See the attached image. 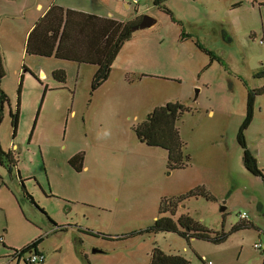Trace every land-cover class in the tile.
<instances>
[{
  "label": "rangeland",
  "instance_id": "374dc122",
  "mask_svg": "<svg viewBox=\"0 0 264 264\" xmlns=\"http://www.w3.org/2000/svg\"><path fill=\"white\" fill-rule=\"evenodd\" d=\"M39 2L48 0H0V42L8 49L0 46L7 71L1 88L11 101L0 141L18 162L12 179L25 184L36 202L26 206L34 216L25 207L22 212L14 197L1 204L0 242L6 231L26 242L33 229L27 218L50 225L49 217L51 231L41 247L45 264H150L155 247L190 264H264V249L255 248L264 247V77H258L264 71V0H169L164 6L175 21L151 4L145 15L156 25L135 31L138 51L126 50L93 94L95 67L9 52L23 45L31 22L30 10L25 20L18 11L32 6L34 18ZM22 61L38 73L44 67L48 79L40 82L22 69V83L14 71ZM54 68L66 72L65 84L49 74ZM250 93L254 117L246 143L262 177L245 168L237 143ZM19 96L15 134L11 113ZM168 103L185 107L177 123L190 159L184 169H170L168 152L143 144L135 132ZM196 189L210 199L187 198L172 219L186 215L211 238L227 234L224 243L145 233L165 215L163 200ZM244 213L246 221L240 219ZM241 222L248 227L234 232ZM4 247L0 243V264L12 253ZM19 264H26L23 258Z\"/></svg>",
  "mask_w": 264,
  "mask_h": 264
},
{
  "label": "trees",
  "instance_id": "16d2710c",
  "mask_svg": "<svg viewBox=\"0 0 264 264\" xmlns=\"http://www.w3.org/2000/svg\"><path fill=\"white\" fill-rule=\"evenodd\" d=\"M168 1L154 0V5L163 7L164 12L170 16L172 21H175L172 16L173 13L164 6ZM141 20L142 17L133 22L118 23L114 20H101V18L86 15L83 12L54 7L33 28L26 42V52L30 56H38L40 58L54 56L57 60L69 61V63L96 66L97 71L93 75L91 83V94H93L108 81L114 61L117 60L123 45L132 39L134 34L132 30ZM199 48L203 50V48ZM203 51L215 59L211 53L206 50ZM6 72L5 63L0 54V127L4 118L5 106L9 107L11 103L10 98L1 88ZM33 76L38 80L35 75ZM52 77L60 84L66 83V72L64 71H56L52 73ZM258 77H264V71L258 74ZM20 103L19 96L16 114L11 113L15 134H17L18 129ZM254 104V98L250 93L247 99L245 121L239 129L237 143L244 151L243 162L245 168L251 175L262 177V171L258 168L255 158L247 147L245 135L246 130L253 122ZM184 110L185 107L179 103H168L164 107H157L148 115L145 122H141L135 128L137 139L140 142L149 147H158L168 152V167L173 170L186 168L190 160L189 157L184 155V143L177 128V123ZM3 149L0 141V162L7 159L10 163L8 168L11 165L15 166L13 154L11 152L5 153ZM76 169L79 170L78 168ZM201 195L210 199L202 189H196L181 197L163 200L161 203V214L165 215L155 220L153 226L146 230L145 233H171L183 236L187 240L195 238L217 245L224 243L228 238L227 234H216L215 237L211 238L207 234V230L186 215L180 216L176 221L172 219L176 215L180 203L187 198ZM30 198L33 204L36 205L33 198L31 196ZM245 227L248 226L245 222H241L233 231L237 232ZM43 240L44 238L41 237L30 243L20 253L26 254L28 251L35 249ZM14 252L17 253L15 250ZM189 262L181 255L166 254L155 247L151 254L150 264H190Z\"/></svg>",
  "mask_w": 264,
  "mask_h": 264
},
{
  "label": "crops",
  "instance_id": "0c3cea01",
  "mask_svg": "<svg viewBox=\"0 0 264 264\" xmlns=\"http://www.w3.org/2000/svg\"><path fill=\"white\" fill-rule=\"evenodd\" d=\"M206 1L207 0H181V2H184L187 5H189V4L204 5V3ZM151 4H154V0H137L136 5L132 2V0H48L47 5L41 4L39 2V3H37V10L38 11L36 12L34 18H32V11H33L32 6H30V8L26 7L25 12L24 11L20 12L21 10L18 11V13L16 15L17 18L20 17V13H21L22 15H24V20H25L27 18V11L30 10L29 11V17H30L31 22H30V25L27 26V29L24 30L23 45L21 46V44L19 43V44H17V46H15L13 48H9V49H11L9 52L14 53V54L21 53L22 54L21 59H27V57L30 55H28L26 52V42L28 41V38H29L33 28L36 26L37 22L40 21L47 14V12L50 11L54 7L55 8L56 7L63 8L65 10L70 9L71 11L83 12V13H86V15H91V16L101 18V20H114L118 23H125L128 21L133 22V21L143 17L145 15V11L149 12L151 10V8H152ZM260 4H264V2H261ZM156 23H157V21H156ZM156 23H155V25H156ZM138 39H140V37L135 36V34H133L132 39H130L125 45H123V47H122V49H121V51L117 57V60H115L113 63V66H114V64H116L118 62V60H120L122 54L126 50L134 52V53L138 51V46H136L138 44L137 43ZM1 45L6 52L8 49L6 48L3 41L0 42V46ZM200 47H201V45H200ZM203 50L208 51L207 49H204V48H203ZM0 54L2 55V58H3L4 63L6 65V61H5L6 56L4 54V51L2 50V53L0 52ZM38 58H40V57H38ZM49 58H54V56L49 57ZM55 60H57V59H55ZM58 61H63V60H58ZM67 62H69V61H67ZM23 63L24 62L22 61L21 67L14 69L15 73L18 76H20V74H22L21 73L22 69H24V73L28 72L32 76L35 75L40 82L48 79L47 71L45 70L44 67H41L39 69V73H38V72H35L31 67H29L28 69H25V66H23ZM75 64H77V63H75ZM79 65H82V64H79ZM84 66H89V65H84ZM93 67L96 68V70L94 72V74H95L97 71V67L96 66H93ZM58 69L59 68L51 69L49 74H51V76H52V73H55L56 71H60V69L59 70ZM93 75H92V77H93ZM20 77L22 79V82H24V79H25L24 74L21 75ZM237 140H238V138H237ZM12 148L14 150V149H17L18 146L13 145ZM3 150L5 151V153L11 152V151H6L5 148ZM12 154H13V157L15 160V154L14 153H12ZM253 157H254V155H253ZM256 162H257V160H256ZM15 163H16L15 166L11 165L9 167L10 168V170H9V168L6 169L5 160L3 162H0V169H2L4 172L8 171V173H9V176H8V175H5L4 173L0 172V207H1V204H3V205L5 203L7 204V201H9L12 197H14L15 201L17 202L16 205H18L20 210H22V212L25 213V210L23 207L26 208L27 204H28V208L29 207L32 208L30 206V204H32L33 202L31 200L30 196L33 198L34 202H35V198H34V193L29 191V189L25 186V184H23L22 182L19 183V182L14 181L12 179V169L18 168L17 167L18 162L16 160H15ZM243 164H244V162H243ZM257 165H258V162H257ZM7 177L10 178V180L6 181ZM20 187H22V192L20 191ZM23 202H24V204H23ZM35 204H36V202H35ZM28 208H26L28 215L30 213L32 216H34L33 212H31V209H28ZM25 217H26V215H25ZM47 219L49 220L50 225H46V224L42 225L41 223L43 220L39 219V218L37 221L38 225H36L35 223H31L30 220H28V218H27V221H26L27 224H30V226L33 229H32V231H30L31 238L29 240H26V242H19V240H17L18 239L17 235H15L13 237H9V233H8L9 231H6L5 237H3V239L0 243L4 244L5 245L4 248H6L7 250H10L12 252L10 255V256H12L14 254V252H13L14 250L15 251L17 250L18 252H20L30 243L35 242L36 240L43 237L44 240L42 242H40L39 245L35 249L28 251L27 254H25V256L23 258H24V262H25V257L27 255L31 254V251H32V254H44L45 255V253L43 252L41 247H42L43 243L45 242L47 236H49V233L51 231L50 230L51 221H50L49 217H47ZM8 258H9V256L6 257L7 260H8ZM14 260L15 259L10 261L9 263L7 261V264H11ZM45 260H46V258H45ZM16 261L19 264L20 259H18ZM42 264H45V261Z\"/></svg>",
  "mask_w": 264,
  "mask_h": 264
},
{
  "label": "built area",
  "instance_id": "2783aa9c",
  "mask_svg": "<svg viewBox=\"0 0 264 264\" xmlns=\"http://www.w3.org/2000/svg\"><path fill=\"white\" fill-rule=\"evenodd\" d=\"M132 2L136 5L137 4V0H132ZM264 42V39L261 41V43ZM248 218V215L246 213L242 214L241 215V220L242 221H246ZM255 248L257 250H261V249H264L262 243H256L255 244ZM17 251V250H16ZM14 252V251H13ZM21 252V251H20ZM20 252L17 251V253L14 252V254L12 256H9L8 258V263L10 261L13 260V256L14 255H17V256H25V254H21ZM27 254V253H26ZM45 258L46 256L44 254H32V251H31V254L27 255L25 257V262L27 264H42L44 261H45ZM210 264V263H209Z\"/></svg>",
  "mask_w": 264,
  "mask_h": 264
},
{
  "label": "water",
  "instance_id": "95a60500",
  "mask_svg": "<svg viewBox=\"0 0 264 264\" xmlns=\"http://www.w3.org/2000/svg\"><path fill=\"white\" fill-rule=\"evenodd\" d=\"M156 23V20L150 16L144 15L141 22L133 28L132 31L144 30L152 28Z\"/></svg>",
  "mask_w": 264,
  "mask_h": 264
},
{
  "label": "flooded vegetation",
  "instance_id": "af4514ba",
  "mask_svg": "<svg viewBox=\"0 0 264 264\" xmlns=\"http://www.w3.org/2000/svg\"><path fill=\"white\" fill-rule=\"evenodd\" d=\"M23 257H24V256H17V255H14V256H13V259H15V260L20 259V260H21ZM23 259H24V258H23Z\"/></svg>",
  "mask_w": 264,
  "mask_h": 264
}]
</instances>
